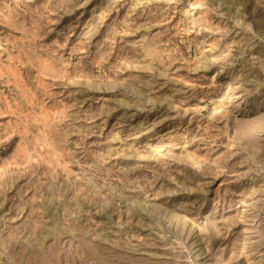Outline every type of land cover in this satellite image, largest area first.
<instances>
[{"label": "rangeland", "instance_id": "374dc122", "mask_svg": "<svg viewBox=\"0 0 264 264\" xmlns=\"http://www.w3.org/2000/svg\"><path fill=\"white\" fill-rule=\"evenodd\" d=\"M0 264H264V0H0Z\"/></svg>", "mask_w": 264, "mask_h": 264}]
</instances>
